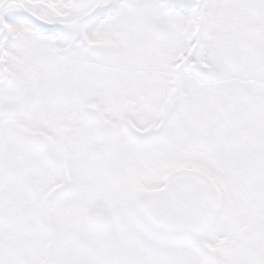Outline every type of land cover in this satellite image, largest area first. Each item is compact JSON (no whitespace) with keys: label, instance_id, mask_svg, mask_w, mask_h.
Wrapping results in <instances>:
<instances>
[{"label":"snow or ice","instance_id":"snow-or-ice-1","mask_svg":"<svg viewBox=\"0 0 264 264\" xmlns=\"http://www.w3.org/2000/svg\"><path fill=\"white\" fill-rule=\"evenodd\" d=\"M0 264H264V0H0Z\"/></svg>","mask_w":264,"mask_h":264}]
</instances>
